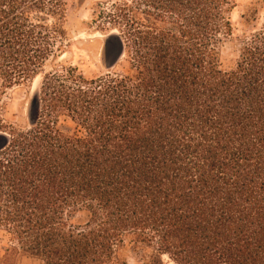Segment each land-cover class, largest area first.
Listing matches in <instances>:
<instances>
[{
  "label": "trees",
  "instance_id": "1",
  "mask_svg": "<svg viewBox=\"0 0 264 264\" xmlns=\"http://www.w3.org/2000/svg\"><path fill=\"white\" fill-rule=\"evenodd\" d=\"M66 7L0 0V264H264V23L224 66L231 0H121L103 53L121 40L111 68L127 69L62 66L32 122L7 120L6 89L40 74Z\"/></svg>",
  "mask_w": 264,
  "mask_h": 264
},
{
  "label": "rangeland",
  "instance_id": "2",
  "mask_svg": "<svg viewBox=\"0 0 264 264\" xmlns=\"http://www.w3.org/2000/svg\"><path fill=\"white\" fill-rule=\"evenodd\" d=\"M67 2L66 17L62 22L61 34L54 33L49 28L52 46L50 55L42 64L40 74L23 84L6 89L3 95V103L6 107V119L23 125L29 121L30 103L37 94L42 78L51 72L59 73L62 66L76 67L85 77L92 78L103 75L108 70L113 72L125 71L127 68L119 64L114 68L108 67L112 58H105L103 49L107 37L121 30L113 25V20L107 17L113 12V4L121 0H65ZM98 3L100 5L98 6ZM232 8L229 17L232 23L231 35L223 39L222 58L224 66L233 63L237 51L246 35L259 29L264 23V11H259L255 22L243 23L241 14L253 6H259L255 0H231ZM102 10L105 17H99L98 11ZM57 22L48 19L45 23L49 27ZM64 126L68 122H62ZM74 224H83L86 221V213L78 212L72 219ZM131 255V254H130ZM166 264H174L167 256H164ZM137 261V262H136ZM132 264L139 263L134 255L130 256ZM33 258H22V264H39Z\"/></svg>",
  "mask_w": 264,
  "mask_h": 264
},
{
  "label": "water",
  "instance_id": "3",
  "mask_svg": "<svg viewBox=\"0 0 264 264\" xmlns=\"http://www.w3.org/2000/svg\"><path fill=\"white\" fill-rule=\"evenodd\" d=\"M115 35H116V34L111 33V34L107 37V39H108V38H114ZM107 39H106V40H107ZM105 45H106V41H105L104 46H105ZM122 51H123V43H122L121 40H120V42H119V44H118L117 51H116V52H112V54H109V55L106 56V58H112L111 62L108 64V67H111V66H113V65L116 63V61H117V60L119 59V57L121 56ZM33 119H34V102H33V99H32V101H31V103H30V109H29V120L32 122Z\"/></svg>",
  "mask_w": 264,
  "mask_h": 264
}]
</instances>
